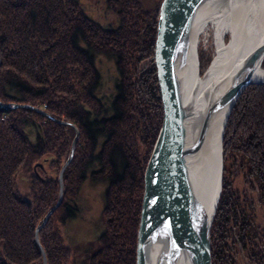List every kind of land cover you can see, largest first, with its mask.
I'll list each match as a JSON object with an SVG mask.
<instances>
[{
  "label": "trees",
  "instance_id": "1",
  "mask_svg": "<svg viewBox=\"0 0 264 264\" xmlns=\"http://www.w3.org/2000/svg\"><path fill=\"white\" fill-rule=\"evenodd\" d=\"M102 1L104 22L79 0H0V102L31 106H0V264L44 263L35 228L58 200L76 133L40 110L80 131L63 200L38 234L47 264H75L60 227L89 178L107 182L91 264L136 262L145 166L164 118L154 60L162 0ZM103 55L116 64L109 85ZM227 122L211 264H263L264 85L248 86Z\"/></svg>",
  "mask_w": 264,
  "mask_h": 264
},
{
  "label": "water",
  "instance_id": "2",
  "mask_svg": "<svg viewBox=\"0 0 264 264\" xmlns=\"http://www.w3.org/2000/svg\"><path fill=\"white\" fill-rule=\"evenodd\" d=\"M206 1L162 0L160 3L154 60L158 71L164 118L145 166L135 264H182L184 261L187 264H211L210 230L216 212L210 215L203 203L198 200L193 188L190 168L187 167L188 158L201 150L212 128L213 119L224 113L222 144L227 121L240 95L250 85H264V78L257 77V71L263 67L264 42H262L259 47L251 50L232 72L228 78V85L223 91L219 93V90L215 89L217 94L207 97L193 134L194 138L190 139L187 129L196 113L186 101L184 77L190 57L195 55L197 58L198 47L196 45V50H193L191 35L197 13ZM197 61L199 69V60ZM0 106L5 109L31 108L26 104L3 102H0ZM40 112L54 122L72 127L76 133L68 158L59 171L58 200L44 216L42 223L35 228L34 240L41 251L43 264H47L46 253L38 239V234L63 200V172L75 153L74 148L80 131L70 121L55 119L44 111L40 110ZM222 151L223 148L221 155ZM222 162L223 155L221 166ZM38 166L42 167L41 164H36L35 172ZM222 170L223 166L220 177ZM221 191L222 188L215 209Z\"/></svg>",
  "mask_w": 264,
  "mask_h": 264
},
{
  "label": "bare ground",
  "instance_id": "3",
  "mask_svg": "<svg viewBox=\"0 0 264 264\" xmlns=\"http://www.w3.org/2000/svg\"><path fill=\"white\" fill-rule=\"evenodd\" d=\"M214 29L216 54L206 72L201 75L198 59L190 57L184 77L186 101L194 108V120L189 124L188 135L194 138L197 122L203 113L207 97L223 91L228 78L246 55L264 42V0H207L197 13L192 32V48L198 45L200 34L208 25ZM231 36L225 43V36ZM257 77L264 78V68L257 71ZM217 90V91H218ZM225 114H219L212 121V128L201 150L188 158L193 188L208 213L214 214L221 183V136ZM223 164V162H222ZM211 240V239H210ZM212 244V243H211ZM212 249V247H211ZM212 258V256H211ZM212 260V259H211ZM182 264H187L186 261Z\"/></svg>",
  "mask_w": 264,
  "mask_h": 264
},
{
  "label": "rangeland",
  "instance_id": "4",
  "mask_svg": "<svg viewBox=\"0 0 264 264\" xmlns=\"http://www.w3.org/2000/svg\"><path fill=\"white\" fill-rule=\"evenodd\" d=\"M79 2L90 17L101 19L103 22L106 21L104 15H102L104 10L102 0H79ZM230 38L231 36L226 34L224 39L225 43L229 42ZM197 47L200 74L203 75L216 54L215 36L212 25L209 24L204 29V32L200 34ZM201 58L205 64L203 69L200 66ZM99 60L98 67L104 80L109 85L110 81L107 78L117 75L116 64L111 58L105 55L99 56ZM230 171H232V168L229 167ZM85 183L80 193L81 197L77 201L78 210L76 214L62 223L60 227L64 243L73 252L72 260H77L78 264H84L85 260L86 262H90L88 257L92 255L96 248L95 242L105 227L101 213L104 206L107 182L94 181L89 178Z\"/></svg>",
  "mask_w": 264,
  "mask_h": 264
},
{
  "label": "flooded vegetation",
  "instance_id": "5",
  "mask_svg": "<svg viewBox=\"0 0 264 264\" xmlns=\"http://www.w3.org/2000/svg\"><path fill=\"white\" fill-rule=\"evenodd\" d=\"M234 245H233V243H232V247H233ZM264 246V243H262V248H264L263 247ZM231 247V248H232ZM236 252H234L235 253V256H236V258L237 257H242V255H243V252H241V249H240V246H239V249H237V250H235ZM88 259H89V257H88ZM74 262L76 263V264H78V262H77V260H75L74 259ZM84 264H91V262H86V260L84 261ZM104 264H106V263H104ZM264 264V263H263Z\"/></svg>",
  "mask_w": 264,
  "mask_h": 264
}]
</instances>
